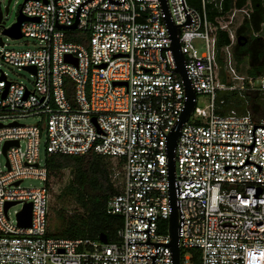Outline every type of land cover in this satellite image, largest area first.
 Listing matches in <instances>:
<instances>
[{
  "label": "built area",
  "instance_id": "built-area-1",
  "mask_svg": "<svg viewBox=\"0 0 264 264\" xmlns=\"http://www.w3.org/2000/svg\"><path fill=\"white\" fill-rule=\"evenodd\" d=\"M210 1L195 8L166 0L196 99L209 96L204 107L195 99L174 147L179 264H264V117L216 112L218 93H262L264 76H242L233 66L235 30L250 10L223 14V0ZM208 2L218 11L214 22L206 15ZM18 12L26 18L21 36L37 43L24 50L0 44L5 63L35 69L29 71L32 88L0 69V264H172L166 140L185 93L160 0H23ZM216 28L228 34L223 67L237 85L219 79ZM195 40L204 42L203 52ZM31 116L38 121L22 122ZM86 153L121 164L112 175L118 191L106 204L107 213L121 218L113 241L46 232L47 155ZM27 178L43 184L22 187ZM8 202L21 204L14 220ZM28 203L30 222L22 226L18 214Z\"/></svg>",
  "mask_w": 264,
  "mask_h": 264
},
{
  "label": "trees",
  "instance_id": "trees-1",
  "mask_svg": "<svg viewBox=\"0 0 264 264\" xmlns=\"http://www.w3.org/2000/svg\"><path fill=\"white\" fill-rule=\"evenodd\" d=\"M188 4L199 8L200 0H187ZM210 1V0H208ZM216 2L218 0H215ZM211 2V1H210ZM212 3H206V15L209 21L214 22V16L218 13ZM236 8H248L249 17H244L235 30L236 37H242L235 41L232 46L233 66L238 73L239 65L245 63L243 72L245 76H264V39L255 36L264 23V3L262 0H223L221 13ZM217 63L219 66L218 76L222 82L228 81L223 73V56L221 49L229 43L228 34L225 30L216 28ZM236 90L220 92L216 97L219 108L216 112L224 114L230 110L239 108L238 113L250 112L254 119L264 117V92H245L242 96ZM222 100V103L219 101ZM246 103V107L243 105ZM47 180L46 186L51 192L53 180L61 179L63 172L69 170L70 178L58 190L57 197L61 201H74L80 211H71L63 222V228L55 236L65 238H88L97 240L98 235L103 233L108 241L116 239V231L121 225V218L106 212L108 199L117 193L118 187L112 181L115 169L120 168L118 162L114 167L112 158L103 157L92 153L72 156L61 154H48L46 157ZM71 199V200H70ZM165 231L166 222L161 223ZM196 255V252H193Z\"/></svg>",
  "mask_w": 264,
  "mask_h": 264
},
{
  "label": "rangeland",
  "instance_id": "rangeland-1",
  "mask_svg": "<svg viewBox=\"0 0 264 264\" xmlns=\"http://www.w3.org/2000/svg\"><path fill=\"white\" fill-rule=\"evenodd\" d=\"M0 6L2 9H4L5 5L7 4L8 0H0ZM23 3V0H10L9 2V9L7 14L4 12L2 13V20L4 21L3 26L8 27L11 25L13 22H15L17 15H18V10L20 5ZM241 16L238 15V20L240 21ZM259 35L264 37V29L259 30ZM75 37L79 35H74ZM0 39L4 43V48L5 49H18V50H24V49H30L34 45H36L37 41L28 38L25 36H21L19 38H13L10 37L6 34L2 33V29L0 27ZM79 39V38H77ZM194 46L198 50L199 53L203 52L204 50V42L202 40H195L194 41ZM246 67L245 63L239 65L240 71H238L239 75L244 76V68ZM0 69L5 72L7 79L10 81H16L24 84L28 88H32L33 86V77L31 76V73L27 69H18L17 67L11 66L7 63H5L1 58H0ZM236 71V70H235ZM223 73L224 75L227 76V73L225 71V68H223ZM232 81V80H231ZM228 83V81H227ZM231 83H234L237 85L239 83L238 81H232ZM239 95V94H238ZM240 96V95H239ZM209 103V96L208 95H202L199 94L196 99V104L198 107H204ZM246 107V103L243 104ZM236 110H241L239 108H236ZM38 121V116H31L29 118H24L22 119V122L25 124H34ZM189 123H193V117H190L188 120ZM45 140H46V134L43 133L40 137L39 140V160L43 161L45 158ZM5 161L4 156H0V167H3ZM111 165L114 167V162L111 163ZM71 173L69 170H65L63 172L62 178L57 180H53L51 192H50V199H49V214L47 216V221H46V232L47 234L54 235L56 232L60 233L63 228V222H67L66 219L69 216V212L73 210L80 211L77 209V204L74 201H66L64 200L61 201L60 198L57 197L58 195V190L62 185L70 178ZM116 183L120 182V177L115 178ZM42 181L37 180V179H24L21 182L22 187L30 188V187H37V186H42ZM71 200V199H70ZM21 208V204H16L12 205L8 209V215L9 218L14 220L16 218L15 213Z\"/></svg>",
  "mask_w": 264,
  "mask_h": 264
},
{
  "label": "water",
  "instance_id": "water-1",
  "mask_svg": "<svg viewBox=\"0 0 264 264\" xmlns=\"http://www.w3.org/2000/svg\"><path fill=\"white\" fill-rule=\"evenodd\" d=\"M9 2L7 1V4L5 5L4 9L0 6V27L2 29V33L6 34L13 38H19L21 37L20 34V23L25 20L26 18L23 17L20 12H18L17 18L15 22H13L8 27H4V21L2 20V13L4 12L7 14L9 9ZM161 2V8L163 11V21L166 24V27L168 29V33L170 36L171 44L170 49L172 51V56L174 59L175 68L174 71L177 72L183 82L184 86V93H185V101H184V108L179 115L178 120L174 124V126L171 128L167 140H166V152H167V168H168V196H169V207L170 212L167 219V234L169 235L170 242L169 246L172 251V257H173V263L172 264H179V256H180V250L178 245V215H177V198H176V191L177 188L175 186V176H174V170H175V163H174V147L176 139L179 135V130L184 122L187 121L189 115L191 114L193 107L195 105V99L196 94L194 90L191 87L189 76L187 75L186 68H185V56L181 51L180 48V41H179V26L175 25L171 18L170 13L168 10V6L166 3V0H160ZM77 24V20L69 27V28H75ZM242 37H237V41H239ZM0 44H2V41L0 39ZM27 70L34 73L35 69L33 66L26 67ZM5 93V92H4ZM10 144H17V141H6L3 146V152ZM15 184H18L16 182ZM13 203H6L5 209L12 205ZM19 223L22 226H28L30 222V203L24 205L22 211L18 214ZM98 240L105 243L107 241V237L105 234L101 233L98 235Z\"/></svg>",
  "mask_w": 264,
  "mask_h": 264
}]
</instances>
